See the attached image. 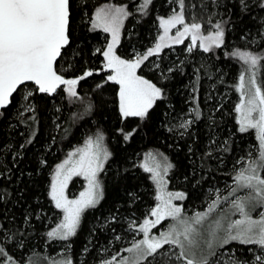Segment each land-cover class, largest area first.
I'll use <instances>...</instances> for the list:
<instances>
[{
    "label": "trees",
    "instance_id": "trees-1",
    "mask_svg": "<svg viewBox=\"0 0 264 264\" xmlns=\"http://www.w3.org/2000/svg\"><path fill=\"white\" fill-rule=\"evenodd\" d=\"M141 2L88 0L90 14L95 7L106 3L127 5L128 11L133 13L125 21L117 47L119 56L126 60L142 57L148 49L155 48L161 42L159 38L165 35L159 18L169 17L173 9L179 11L176 0H153L145 16L137 11ZM202 4L207 5L206 10H202ZM236 4L237 0H223L219 7H213L211 0H185L186 22L195 14L204 24L205 36L214 31L207 23L210 15L213 24L225 21L224 43L206 53L200 47V40L193 46L187 37L177 44L173 39L174 28L169 31L166 46L149 56L137 70L139 75L164 89L165 99L157 102L150 121L142 125V131L129 142L123 140L117 129L128 130L137 121L129 120L124 124L119 121L115 103L118 85L105 83L108 76L103 69L105 61L95 52L96 48L104 49L107 35L100 29L88 31L90 25L79 17L75 19L72 51L58 61L57 66L66 78L92 71L91 76L76 86L82 100L69 97L60 89L55 95L37 94L31 98L36 107L33 122L29 119L32 113L20 115L23 108L18 91L0 115V148L14 146L12 151L0 152V172L5 173L0 178V187L12 193L6 204L0 203V221L5 228L13 231L19 228L24 232L14 241L23 240L24 247L10 249L21 264H29L34 258L57 257L61 252L71 257L74 264H99L106 255L125 251L133 235L130 230H138L157 202L151 174L139 166L146 152L157 151L171 160L174 167L169 172V187L185 192L183 204L190 212L206 208L216 191L224 194L234 186L237 170L245 164L249 153L255 154L258 146L252 130L239 131L235 110L239 104L237 85L246 66L231 53L240 49L264 55V38L259 34L258 22L264 17V11L257 8L244 15ZM188 46L193 48L192 52L187 51ZM169 69L174 71L169 72ZM258 72L260 84H264V60L260 61ZM196 75L200 79L194 93ZM101 84L103 87L97 88ZM91 102H95V107L86 112ZM194 107H198L200 118L196 119L192 112V125L187 130L179 128L178 124L186 120ZM168 128L174 130L169 132ZM98 129L104 132V144L112 153L101 175L104 198L95 208L84 212L75 237L66 242L50 239L46 233L61 218V211L55 209L49 196L56 165ZM181 132L184 135H180ZM28 139L32 140L31 144ZM21 144L25 145L23 149H20ZM17 151L22 158L14 160L13 153ZM209 151L211 156L207 155ZM7 170H10V180ZM75 183L76 180L72 187ZM26 215L31 217L28 224L24 223ZM250 247L255 246L228 244L218 249L209 264H230L233 256L249 257ZM167 249L164 246L155 259L149 257L141 264H165L160 253ZM167 264H182V261L169 260Z\"/></svg>",
    "mask_w": 264,
    "mask_h": 264
},
{
    "label": "snow or ice",
    "instance_id": "snow-or-ice-1",
    "mask_svg": "<svg viewBox=\"0 0 264 264\" xmlns=\"http://www.w3.org/2000/svg\"><path fill=\"white\" fill-rule=\"evenodd\" d=\"M176 2L179 11L173 9V14L169 17L159 18L160 26L165 33L159 38L161 42L157 43L155 48L148 49L142 57L126 60L116 54V46L120 41L124 21L133 15L128 11L127 5L106 3L95 7L90 14L88 0H0V115H3V110L12 103L13 95L18 91L21 94L20 106L23 108L20 115L32 113L29 119L33 122L36 121V107L31 98L37 94L55 95L60 89L69 97L82 100L76 86L85 77L91 76L92 71L86 70L78 77L66 78L57 66L58 61L72 51L75 19L79 17L82 22L90 25L88 31L100 29L110 34V42L106 47L103 50L96 48L95 52L104 58L103 69L110 71L105 83L110 81L118 85L115 103L119 121L121 124L129 120L137 121V124L128 130L124 127L117 129L125 142L131 141L142 131V125L150 121L157 102L165 99L164 89L144 76L138 75L137 70L149 56L159 53L166 46L165 37L169 31L177 25H182V30L178 29L173 38L174 42L182 43L190 36L191 44L195 46L197 40H200V47L206 53L213 51V48L221 47L224 43L225 21L221 20L213 24L210 15L207 23L214 31H210L205 36L202 32L204 24L196 19L195 14L192 15L190 22H186L185 0H176ZM152 3L153 0H142L137 11L146 16ZM211 3L213 7H219L223 0H211ZM192 7L195 8L196 5L193 4ZM201 7L202 10H206L207 5L202 4ZM236 7L241 14L249 15L257 8L264 11V0H237ZM258 22L261 26L259 34L264 38V17ZM192 50V47L187 49L188 52ZM231 55L238 57L246 66L239 77L238 87L242 97L245 94L243 91L245 73L248 74L247 102L241 99L235 109L240 113L239 131L255 130L259 142L258 158L253 159L249 153L247 166L238 171L235 176L236 186L230 192V195L236 196L238 191H245V195L236 196L230 201L232 209L240 214L241 219L230 221L226 225L217 220L216 229L204 237L194 225L200 224L206 213H197L191 223L180 218L182 207L174 204L173 200H183L185 194L166 191L165 177L174 165L168 162L163 154H158L162 159H157L156 155L149 152L139 166L146 173L151 174L150 178L158 190L155 196L158 203L150 210V216L155 219L146 217L143 220L139 231L143 233L144 239L133 242L132 247L125 249L133 256L123 257L120 264H141L149 257L155 259L158 250L164 245L179 248L175 258L182 261V264H209V258L216 254V247H222L231 241L255 247L248 249L251 253L249 257L230 258V264H264V176L261 175L264 172V84L258 83L256 76L264 55L240 49H235ZM168 71L172 72L174 69ZM196 72L198 73L199 69ZM199 79V75L194 78L192 87L194 93L198 90ZM61 86L65 87L61 88ZM102 87V84L97 85V88ZM193 99L195 100L196 97L194 96ZM94 107L95 102H91L85 111L91 112ZM191 112L195 113L196 119L200 118L198 107L191 109ZM192 123L193 119H187L180 122L178 127L187 130ZM167 130L172 132L174 129ZM180 135H184V132ZM104 140V132L98 129L94 136H88L83 148L75 149L74 152L69 153L63 163L56 165L49 196L54 202L55 209L62 212V219L55 228L46 233L48 238L68 241L69 238L75 237L84 212L95 208L103 200L104 188L99 174L104 170L105 162L112 156ZM28 143L31 144L32 140L28 139ZM211 143L214 144L215 140ZM13 147L6 145L0 148V152L5 149L12 151ZM24 147V144L20 145V149ZM77 154H79L78 159L73 160L72 157ZM207 155L211 156V151ZM17 157L22 158L20 151L13 153V159ZM41 163L43 164L44 161ZM7 171L9 172L7 178L10 180V170ZM4 176L5 173L0 172V178ZM73 176H83L87 180V187L77 198L69 199L67 189ZM11 195L7 188L0 187V203L6 204ZM224 199L227 200L228 197ZM216 206V202H213L208 211L211 212ZM257 208L262 211L259 212L258 218H254L252 213ZM167 218L176 220L177 225L170 226L169 230L161 232L159 237L150 238L151 230ZM30 219L31 217L26 215L24 223L28 224ZM23 235L21 229L17 228L13 231L11 228H5L4 223L0 221V264H21L10 249L24 247L23 240L14 243L18 236ZM68 247L70 248V245ZM160 255L166 254L160 253ZM46 259L48 264H74L71 257L66 255H61L60 259L56 257ZM104 264H112V261H105Z\"/></svg>",
    "mask_w": 264,
    "mask_h": 264
},
{
    "label": "rangeland",
    "instance_id": "rangeland-1",
    "mask_svg": "<svg viewBox=\"0 0 264 264\" xmlns=\"http://www.w3.org/2000/svg\"><path fill=\"white\" fill-rule=\"evenodd\" d=\"M108 4H113V3H108ZM115 5H116V4H115ZM177 11H178V10H177ZM125 21H126V20H125ZM125 21H124V25H125ZM124 25H123V27H122V29H121L120 40H121V37H122V33H123V29H124ZM182 28H183L182 25H177L176 28H174V32L176 33L178 29L181 30ZM103 33H104V32H103ZM104 34L107 35V42H106V45H107V43L110 42V34H108V33H104ZM186 38H187V37H186ZM186 38H185V39H186ZM188 38L191 39L190 36H189ZM183 41H184V40H183ZM119 43H120V41H119ZM119 43H118L117 46H116V54H117V55H119V54L117 53V47H118ZM106 45H104V48L106 47ZM189 47H190V46H188V48H189ZM188 48H187V49H188ZM120 57H121V56H120ZM121 58H122V57H121ZM136 58H137V57H136ZM136 58H134V59H136ZM122 59H124V58H122ZM104 70L108 72V75L110 74V71H109V70H107V69H104ZM137 74H138V71H137ZM138 75H139V74H138ZM256 76H257V82L260 83V80H259V72H258V71H257ZM247 80H248V74L245 73V88H244V90H243L245 94H244L243 97H242V95H241V90H240L239 87H238V91H239V103L241 102V99H243V100L245 101V103L247 102V99H248V95H247V93H248V84H247ZM239 82H240V81H238V85H239ZM238 85H237V86H238ZM158 87H159V86H158ZM191 113H192V112H190V113L188 114V117L186 118V120H187V119H192V118H191ZM239 118H240V113H238V119H239ZM249 130H252V129H249ZM252 131L254 132V134L256 135V138H257L256 131H255V130H252ZM258 143H259V142H258V140H257V146H258ZM84 146H85V142H84L82 145H79V146L73 148L72 150H70V151L66 154V156H64V158H63L58 164L63 163V161H64L65 159L68 158L69 153L74 152L75 149H77V148H83ZM149 152H151V153H153L154 155H156V158H157V159H162V157L158 155V154H162V153L157 152V151H149ZM149 152H146V153L142 156V158H141V160H140L141 164L144 162V160H145V156H146V154L149 153ZM253 155H254V156H253ZM163 156H164V155H163ZM252 156H253V157H252ZM252 156H251V157H252L253 159L258 158V147H257L256 150H255V154L252 153ZM78 157H79V154H77L76 156L72 157V159H73V160H76V159H78ZM164 157H166V156H164ZM248 159H249V158H248ZM248 159H246L245 164H243L241 167H239V169L237 170V173H238V171H239L241 168H244V167L247 166V161H248ZM167 161L170 162V163L172 164V162H171L170 159L167 158ZM105 164H106V162H105ZM105 164H104V166H105ZM69 166H71V165H69ZM55 171H56V169H55ZM102 172H103V171H102ZM102 172L99 174V179H100V180H101ZM169 172H170V170L168 171V173H167V175H166V177H165V179L167 180L166 191H168V192H173V193L180 192V193H184V194H185V192H183V191H174V190H171V189H170V187H169ZM54 174H55V173H54ZM261 175L264 176V172H262ZM74 180H76V183H75L74 187H72V184H73V181H74ZM236 183H237V182L235 181V184H234L233 187L236 186ZM153 184H154V182H153ZM86 187H87V180H85V178H84L83 176H73L72 179L69 181L68 189H67V195H68L69 199H75V198H77V197L79 196V193L82 192V191H84V190L86 189ZM154 187H155V184H154ZM233 187H232V188H233ZM232 188H231V189H232ZM231 189H230L227 193H224V194H223V193H220V192H218V191H216V196H215V198L210 202V204H209L206 208H204V209H202V210H194V211H192V212H190L189 210H187V209L184 207V204H183L185 198H184L183 200H173V203L176 204L177 206H181V207H182V212H181V216H180V218H182V219H186V220H188L190 223L194 221V218H195V216H196L197 213H206V216H205V218L201 221V223H200V224H195L194 226L199 230V232H200L204 237H207L208 234H209L211 231H213L214 229H216V223H215V222H216L217 220H220L222 224L226 225V224L229 223L230 221L237 220V219H241L240 214H239L238 212H235L234 209H232L230 201L233 200V199H235L236 196H243V195H245V191H238V192L236 193V196H232V195H230ZM155 192H156V195H157L158 190L156 189V187H155ZM224 197H228V199L225 200ZM213 202H216L217 206L214 207L213 210H212L211 212H209V211H208V210H209V206L212 205ZM156 203H158V202H156ZM155 205H156V204H155ZM260 211H262V209L257 208V209L252 213L253 217H254V218H258V215H259V212H260ZM147 217L150 218V219H155V217H151V216H150V212H149V214L147 215ZM145 218H146V217H145ZM145 218H144V219H145ZM225 218H227V219H225ZM61 219H62V212H61V218L59 219V221H58V222H57V223H56L51 229L55 228V227L57 226V224L61 221ZM144 219H143V220H144ZM143 220H142V222H143ZM142 222H141V223H142ZM134 223H136V221H135ZM141 223H140V224H141ZM172 225H177V221H176V220H173L172 218H167V219L161 221L160 224H158L155 228H153V229L151 230V232H150V234H149V237H150V238L153 237V236H154V237H159L161 232H167V231L169 230V227L172 226ZM139 226H140V225H139ZM139 226H138V230H133V229L130 230V232L133 233V235H132V238H131V240H130V242H129L130 244L127 246L126 249L132 247L133 242H135V241H140V240L144 239V235H143V233L139 231ZM51 229H50V230H51ZM53 239H55V238H53ZM69 239H70V238H69ZM198 239H199V237H198ZM55 240H59V239H55ZM60 241H61V240H60ZM65 242H66V241H65ZM233 242H238V241H231V242H229L228 244H231V243H233ZM238 243H239V242H238ZM228 244H225V245H223L222 247H224V246H226V245H228ZM164 246H167V248H168L167 251L164 252V254H166V255H161V256L163 257L164 261H169V260H175V261H178V260H176L175 257H176V255L179 253V248H177V247H175V246H172V245H164ZM222 247H220V246L216 247L215 252H217L218 249H219V248H222ZM61 253H62L61 255H64V252H61ZM61 255L57 256L56 258H57V259H60V258H61ZM66 256H67V255H66ZM132 256H133V254H132V253H129V252H127V251H123V252H122V251H121V252L119 251V252H116V253H114V254L106 255V257L104 258V260H102L103 262L101 261L99 264H104L105 261H112V264H120V262H121V260H122L123 257H129V258H131ZM113 257H115L116 259L113 260V259H112ZM213 257H214V256L210 257L209 260H211ZM145 261H146V260H145ZM145 261H142V262H145ZM142 262H141V263H142ZM31 264H48V261H47V259L34 258V259L31 261Z\"/></svg>",
    "mask_w": 264,
    "mask_h": 264
},
{
    "label": "water",
    "instance_id": "water-1",
    "mask_svg": "<svg viewBox=\"0 0 264 264\" xmlns=\"http://www.w3.org/2000/svg\"><path fill=\"white\" fill-rule=\"evenodd\" d=\"M15 94V93H14ZM14 96V95H13ZM10 106V105H9Z\"/></svg>",
    "mask_w": 264,
    "mask_h": 264
}]
</instances>
